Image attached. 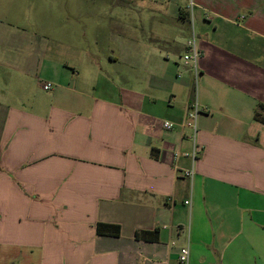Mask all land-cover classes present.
<instances>
[{"label": "crops", "instance_id": "crops-1", "mask_svg": "<svg viewBox=\"0 0 264 264\" xmlns=\"http://www.w3.org/2000/svg\"><path fill=\"white\" fill-rule=\"evenodd\" d=\"M126 1L0 33V264H264V0Z\"/></svg>", "mask_w": 264, "mask_h": 264}, {"label": "rangeland", "instance_id": "rangeland-1", "mask_svg": "<svg viewBox=\"0 0 264 264\" xmlns=\"http://www.w3.org/2000/svg\"><path fill=\"white\" fill-rule=\"evenodd\" d=\"M142 2V1H141ZM149 1L142 2V6H147ZM120 5H140L137 1L131 3L126 0H0V33L11 31L13 33L25 34L29 30L42 29L46 25H53L57 22L68 21L67 25L84 24L86 18L89 15L86 14L91 9H102L105 7H115ZM84 13V14H81ZM80 15V16H78ZM94 17L100 18V16L94 15ZM100 26L97 32L103 33L102 25L105 21H98ZM105 28V27H104ZM11 32V33H12ZM105 33V29H104ZM107 40V39H106ZM100 41V48L106 51L109 48L107 41ZM27 48L26 46H21ZM14 50V47H10V51ZM28 50V48H27ZM5 52V47L0 48V54Z\"/></svg>", "mask_w": 264, "mask_h": 264}, {"label": "built area", "instance_id": "built-area-1", "mask_svg": "<svg viewBox=\"0 0 264 264\" xmlns=\"http://www.w3.org/2000/svg\"><path fill=\"white\" fill-rule=\"evenodd\" d=\"M193 5V1L191 0L189 2V6ZM196 36L195 34L192 32L187 44H186V51L185 53L182 55V59L184 61H191L194 66L196 67L197 65V60L199 59L200 55H201V50L198 47V45L196 44V40H195ZM44 89H48L49 88V84H45L43 85ZM199 108L197 106L196 103L193 104L192 107V111L189 113L188 115V120L186 121L185 124L190 125L192 127L195 128V118L196 115L199 112ZM163 127L170 129L172 127V123L169 122H164L163 123ZM196 156V151H194L192 153V157L195 158ZM183 174L185 176L188 177H192L193 176V170L192 169H186L183 171ZM185 203H189V201H185ZM189 255H190V251H189V247L188 245H183L179 248L178 251V262L179 264H189Z\"/></svg>", "mask_w": 264, "mask_h": 264}, {"label": "trees", "instance_id": "trees-1", "mask_svg": "<svg viewBox=\"0 0 264 264\" xmlns=\"http://www.w3.org/2000/svg\"><path fill=\"white\" fill-rule=\"evenodd\" d=\"M180 14H182V13H180ZM255 118L258 119L260 122L264 123V104H260L257 107V109L255 110ZM96 230H97L98 234L118 236L119 232H120V227L117 224H109V223L99 222V223H97ZM145 234H146V232L144 233V235ZM152 234H153V236L149 237V238L156 239L157 238L156 230L153 231Z\"/></svg>", "mask_w": 264, "mask_h": 264}]
</instances>
